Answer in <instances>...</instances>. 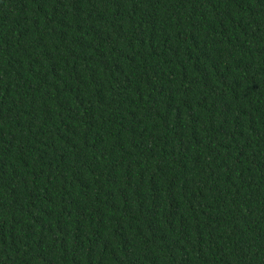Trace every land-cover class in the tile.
<instances>
[{"label":"trees","instance_id":"1","mask_svg":"<svg viewBox=\"0 0 264 264\" xmlns=\"http://www.w3.org/2000/svg\"><path fill=\"white\" fill-rule=\"evenodd\" d=\"M0 264H264V0H0Z\"/></svg>","mask_w":264,"mask_h":264}]
</instances>
